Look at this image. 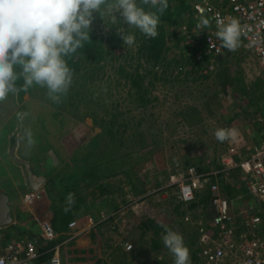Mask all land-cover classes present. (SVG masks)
<instances>
[{
  "label": "rangeland",
  "instance_id": "1",
  "mask_svg": "<svg viewBox=\"0 0 264 264\" xmlns=\"http://www.w3.org/2000/svg\"><path fill=\"white\" fill-rule=\"evenodd\" d=\"M208 21L202 28L201 22L179 19L176 29L162 34L169 52L165 48L154 59L138 29L130 30L136 36L130 48L120 22L94 13L90 32L100 45L82 57L59 102L39 86L0 102V169L28 163L47 179L51 206L66 202L68 187L81 181L70 192L87 206L79 215L81 229L92 236L91 256L102 264H155L160 258L174 264L166 247L162 255L151 250L150 234L143 241L145 256L122 257L123 246L136 249V228L147 217L178 225L174 231L183 236L193 264L194 240L212 224L216 195L229 202L242 226L264 222L261 203L239 168L264 144V68L243 41L237 51L225 49L210 60L205 38L217 27ZM185 23L191 30L181 29ZM218 128L236 135L221 143L214 135ZM200 178L195 200L183 202L182 187ZM175 206L208 209L188 211L182 224Z\"/></svg>",
  "mask_w": 264,
  "mask_h": 264
},
{
  "label": "clouds",
  "instance_id": "2",
  "mask_svg": "<svg viewBox=\"0 0 264 264\" xmlns=\"http://www.w3.org/2000/svg\"><path fill=\"white\" fill-rule=\"evenodd\" d=\"M168 7V0H0V102L34 86L46 88L48 96L59 102L73 84V72L66 58L91 41L94 13H99L104 21L110 18L113 25L120 22L123 43L133 48L136 36L130 30L138 29L145 37L156 38L161 15ZM208 26L207 19L201 22L202 28ZM216 26L220 48L237 51L244 37L239 21L218 18ZM20 80L22 85H18ZM31 135L29 132L30 143ZM214 135L223 143L236 132L218 128ZM73 223L77 227L69 226V232L78 229V223ZM163 244L173 255L174 264H191L190 251L180 233L166 228Z\"/></svg>",
  "mask_w": 264,
  "mask_h": 264
},
{
  "label": "built area",
  "instance_id": "3",
  "mask_svg": "<svg viewBox=\"0 0 264 264\" xmlns=\"http://www.w3.org/2000/svg\"><path fill=\"white\" fill-rule=\"evenodd\" d=\"M228 11L217 9V0H200L195 10L198 15L206 16L216 26V20L223 18L227 22L231 19L239 21L244 30L242 38L245 46L255 53L260 65L264 68V0H224ZM217 27V26H216ZM207 52L210 60L214 62L223 54L220 41L216 33L211 32L205 38ZM229 166V164H228ZM239 168L247 180L249 193L261 203L264 217V144L246 160ZM201 178L193 185L182 187L180 199L189 203L195 200V191ZM211 190L217 193L218 187L212 186ZM33 199L38 196H32ZM29 198L28 200H30ZM215 210L214 225L219 227L222 236L216 241L209 238L203 231L200 236L201 261L198 264H264V222L254 219L248 224L241 225L232 221V207L226 199L216 195L212 202ZM45 238L52 241L56 234L48 223L42 224ZM77 224L70 225L76 229ZM132 245L126 246V252L131 253ZM39 250L36 244L30 242H17L8 246L0 264H34L39 259ZM51 264H61L59 249L52 259Z\"/></svg>",
  "mask_w": 264,
  "mask_h": 264
},
{
  "label": "trees",
  "instance_id": "4",
  "mask_svg": "<svg viewBox=\"0 0 264 264\" xmlns=\"http://www.w3.org/2000/svg\"><path fill=\"white\" fill-rule=\"evenodd\" d=\"M199 1L200 0H168L169 7L161 15V21L158 26L159 36H157L154 39L146 38L147 43H146L145 51L148 52L150 55H152V58L156 59L157 57H160V54H162V50H164L165 48H167V53L169 52L168 46L166 44L167 35L163 37L162 34L167 33L168 27H170L171 29L172 28L176 29L177 26H179L178 21L182 17L187 18L188 22L190 23L201 22L202 20H205V19L210 20L208 18L210 16L209 14L206 16H200L197 14L195 7L199 3ZM216 4H217V9H221L224 12H227L229 10L227 3L224 0H217ZM145 7L148 8L149 6H145ZM150 10L154 11L155 9H150ZM178 12H181V14L178 15ZM185 24L181 26V29H184L186 27L187 30L189 29L191 30V27L188 24L186 25ZM187 26H189V28ZM90 40L91 41L87 42L84 48L80 49L76 54H73L72 56L66 58L67 63L69 67L71 68L72 72H75L77 70L79 66V62L81 61L82 57L91 56L94 53L96 47L100 45V41L98 37L91 32H90ZM18 85H21V82H19ZM202 179L203 178H201V180ZM81 183L82 182L79 181L77 184H75V186L68 187L66 202L62 203V200L60 199L59 204H56L55 202V205L52 204V206H50V212L52 215L50 223H51V226L54 232L58 235V238L56 240H53L52 242H50L48 246L46 247L39 246L35 241L36 236H32V234H29L28 238H25V236H23L24 239H20L17 241V242L24 241V242H30V243L36 244V246L38 247L40 256H39V259L34 264H51V260L55 252L54 250L60 243H62L65 240V238H67L66 235L69 232L70 224H72L75 221H78L80 219L79 218L80 212L83 211V208L87 207V206L84 207L82 205V204H85L84 200L81 199V197L77 194L76 191L73 193L74 195L72 197L71 192L74 191L77 187H79ZM69 197H72L71 203H69ZM213 199H212V202H213ZM182 207L183 206H175V212L178 218L181 220L182 224H184L182 220L188 214V211L192 213L194 211L199 210L201 207H203L204 210L208 209V206H186L188 211H182L183 209ZM212 211L210 212V216L212 217V224L210 226L208 225L203 226L204 227L203 232L209 238L211 237L216 241L219 238L218 237L219 235L222 236V233L220 232L219 227H216L213 223L214 217H215L214 208ZM237 216L238 215L236 213H233V209H232L233 223L237 222L238 220ZM182 224H179V225L181 226ZM177 226L178 225H175V226L174 225L171 226L170 224L166 225L164 224V220L159 219V218L155 219V218L147 217L143 222H141L140 226L136 228V230L139 231L138 233L139 240L136 242L137 244L136 249H134V246L132 245L133 246L132 252L127 253L126 247L123 246L122 257L126 259H130L132 254H135L136 258L145 256V254H147L148 248L144 245L143 241L146 239L145 237L148 234H150L152 237V240H151L152 245L150 247L151 250L154 253H157L158 255H162L163 254L162 252L165 249V246L163 244V236L165 235V229L170 228L172 230H175ZM38 239H39V242H43L41 238H38ZM199 241L195 237L194 246L196 247V251H195L194 258L192 260L193 264H198L201 261L202 253H201V249H200L201 246L199 245ZM86 253L90 255H94L96 254V251L95 252L92 251V253L90 252H86ZM150 255H152V253ZM83 263L84 264H92V263L102 264L103 262H101L98 259L96 260L95 258H87L86 260H83ZM155 264H165V262H163V258H160V259H157Z\"/></svg>",
  "mask_w": 264,
  "mask_h": 264
},
{
  "label": "crops",
  "instance_id": "5",
  "mask_svg": "<svg viewBox=\"0 0 264 264\" xmlns=\"http://www.w3.org/2000/svg\"><path fill=\"white\" fill-rule=\"evenodd\" d=\"M22 162L20 164L17 163L15 168L11 166L4 167L3 165V168L0 169V194L8 198V206L12 218V222L8 226L0 227V258L5 255L8 246L20 239H24L23 236L28 238L29 234L36 236L35 241L41 247H46L51 242L46 240L42 227L44 222L51 224L52 218L50 212L51 202L47 200L46 194L48 181L42 175H39L34 168V173L31 172L29 167L33 185L37 188L36 191L32 190L29 175L25 167L26 164L28 166L29 164ZM14 169L20 175L14 173ZM12 170L13 173L10 172ZM22 178L23 182H19ZM34 195H38L39 198L33 199L32 196ZM30 197L31 199L28 200ZM46 201L49 202L50 206H45ZM77 223L78 229L68 232L67 239L65 238L56 247V249H59L61 264H81L83 263V258L84 260L87 257L92 258L86 252L92 253V251H96L92 245V236L86 234L85 229H81L82 222L80 220ZM38 238H41L43 242H39Z\"/></svg>",
  "mask_w": 264,
  "mask_h": 264
},
{
  "label": "water",
  "instance_id": "6",
  "mask_svg": "<svg viewBox=\"0 0 264 264\" xmlns=\"http://www.w3.org/2000/svg\"><path fill=\"white\" fill-rule=\"evenodd\" d=\"M25 167H26V171L29 175L31 188H32V190L36 191L37 188L33 185L34 183L32 181V175H31V172L29 170V166L26 164ZM11 222H12V218L10 216V210H9V206H8V198L5 195L0 194V227H6Z\"/></svg>",
  "mask_w": 264,
  "mask_h": 264
},
{
  "label": "flooded vegetation",
  "instance_id": "7",
  "mask_svg": "<svg viewBox=\"0 0 264 264\" xmlns=\"http://www.w3.org/2000/svg\"><path fill=\"white\" fill-rule=\"evenodd\" d=\"M2 195V194H1Z\"/></svg>",
  "mask_w": 264,
  "mask_h": 264
}]
</instances>
